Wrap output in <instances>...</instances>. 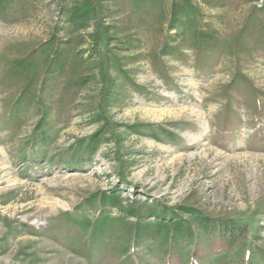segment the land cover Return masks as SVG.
<instances>
[{"label":"rangeland","instance_id":"rangeland-1","mask_svg":"<svg viewBox=\"0 0 264 264\" xmlns=\"http://www.w3.org/2000/svg\"><path fill=\"white\" fill-rule=\"evenodd\" d=\"M0 264H264V0H0Z\"/></svg>","mask_w":264,"mask_h":264},{"label":"trees","instance_id":"trees-1","mask_svg":"<svg viewBox=\"0 0 264 264\" xmlns=\"http://www.w3.org/2000/svg\"><path fill=\"white\" fill-rule=\"evenodd\" d=\"M195 225L198 234L189 230L183 235L185 236V238L187 237V240L185 241L188 242V245H195L197 247V250H200V248L202 247V242L198 241V238L201 235H204L206 239H212V241L215 239L221 240L220 242H229L237 236H244L248 232V229L245 225L222 222L218 219H212L210 217H205L202 215L195 216ZM179 235L181 234L175 231L174 233H172V235L170 234L169 239L171 243H175L174 240H178L180 238Z\"/></svg>","mask_w":264,"mask_h":264}]
</instances>
